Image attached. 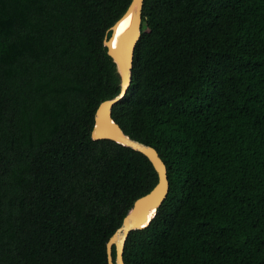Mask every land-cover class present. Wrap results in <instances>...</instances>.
I'll list each match as a JSON object with an SVG mask.
<instances>
[{
    "label": "trees",
    "instance_id": "16d2710c",
    "mask_svg": "<svg viewBox=\"0 0 264 264\" xmlns=\"http://www.w3.org/2000/svg\"><path fill=\"white\" fill-rule=\"evenodd\" d=\"M130 0H0V264H108L157 174L90 130L119 91L103 39ZM112 106L169 190L125 264H264V0H143ZM114 256V250H113Z\"/></svg>",
    "mask_w": 264,
    "mask_h": 264
},
{
    "label": "water",
    "instance_id": "95a60500",
    "mask_svg": "<svg viewBox=\"0 0 264 264\" xmlns=\"http://www.w3.org/2000/svg\"><path fill=\"white\" fill-rule=\"evenodd\" d=\"M142 7L143 0H130L122 15L107 29L110 34L104 37L103 44L115 63L119 76V91L113 97L99 102L94 111L90 134L93 139L108 138L143 153L154 167L157 181L149 191L134 200L119 226L106 241L108 264H125L123 250L129 232L149 224L169 190L167 167L156 148L130 137L112 117V106L125 96L131 83L135 45L141 34ZM127 15L130 16L129 23L113 44L117 24Z\"/></svg>",
    "mask_w": 264,
    "mask_h": 264
},
{
    "label": "bare ground",
    "instance_id": "6f19581e",
    "mask_svg": "<svg viewBox=\"0 0 264 264\" xmlns=\"http://www.w3.org/2000/svg\"><path fill=\"white\" fill-rule=\"evenodd\" d=\"M130 20V16H124L117 24L116 30H115V36H114V40H113V44H115L118 35L124 30V28H126V26L128 25Z\"/></svg>",
    "mask_w": 264,
    "mask_h": 264
}]
</instances>
